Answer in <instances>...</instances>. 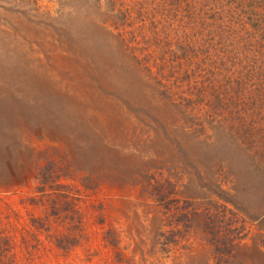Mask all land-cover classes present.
<instances>
[{"label": "rangeland", "instance_id": "obj_1", "mask_svg": "<svg viewBox=\"0 0 264 264\" xmlns=\"http://www.w3.org/2000/svg\"><path fill=\"white\" fill-rule=\"evenodd\" d=\"M113 1L0 0V264H264V165L251 157L264 136L193 132L183 116L205 101L172 97L127 52L166 9L119 21L121 48ZM176 48L171 73L197 70ZM260 81L233 83L262 93L236 119L264 120Z\"/></svg>", "mask_w": 264, "mask_h": 264}, {"label": "trees", "instance_id": "obj_2", "mask_svg": "<svg viewBox=\"0 0 264 264\" xmlns=\"http://www.w3.org/2000/svg\"><path fill=\"white\" fill-rule=\"evenodd\" d=\"M116 2L118 0H114L111 4L109 15L116 14V19L112 17L111 21L115 23L113 24L114 29L119 32L117 38L121 48L130 47L132 38L129 41L126 40L125 35L121 33L123 32L122 23L119 21L130 22V26L123 24L132 28L137 17L145 19V15L150 14L148 8L151 10H153L152 7L166 9L160 12L167 14L168 23L166 25L152 27L143 25L137 28L135 35L129 31L130 34L127 36L143 37L139 42L143 47L140 49L131 48L127 52L132 53L136 65L149 80L155 82L154 85L166 86L169 81L167 88L172 97L184 101L187 96H191L196 97L198 103L201 99L205 101L206 112L203 111L204 107H198L193 113H185L183 116L193 132L205 140L211 136L209 133L219 132L222 135L231 133L228 141L231 143L233 141L236 144L248 137L255 140L258 134L260 137L264 136V120L261 119V116H256V120L244 114L240 115L238 119L234 116L238 110L250 113V109H248L250 105L246 106L243 102H248L245 99H249L255 103L258 98L262 97V93L258 97L253 89L248 92L245 88V90H241V97L237 95L238 88L232 86L233 83H241L244 86L242 79L247 77L251 83L261 80L259 84L264 88L262 82L264 78V43L262 42L264 0H133L132 2ZM184 10L187 11L184 12ZM183 12L185 14L180 18L182 22L170 25L172 23L170 20L177 19ZM191 14L202 15L201 21L184 24ZM143 28L144 30H142ZM145 28L147 29L145 30ZM171 38L175 39L171 40ZM179 39L183 44L176 48ZM137 46L136 42L134 47ZM174 48L179 49L177 53H181L180 57L174 59L184 63V66L186 60L191 64L198 59L195 64H192L198 67L197 70H187L180 77L176 73H171L170 61L174 60L169 58V54ZM225 55H232V57L243 55V59H239V61L247 62L248 70L236 62L228 64L224 59ZM154 67L157 68V71H154ZM179 70L177 69V71ZM224 72L226 75L222 77ZM224 93L229 96H225ZM244 94L248 95L243 97ZM226 113L230 114L225 115ZM249 120L253 121L250 122L246 130H243L247 127ZM231 121L235 123V126H230ZM236 123L239 124L236 126ZM228 127L233 130L229 132ZM240 131H244V133L238 134ZM202 143L204 144L205 141L202 140ZM207 144L214 146L216 150L222 147L217 148L211 141H208ZM257 144L259 147L255 148L254 155L251 157L255 163L264 165V152L260 153V150L264 148L260 143Z\"/></svg>", "mask_w": 264, "mask_h": 264}]
</instances>
